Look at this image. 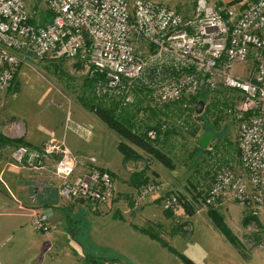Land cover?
Here are the masks:
<instances>
[{
    "label": "built area",
    "instance_id": "built-area-1",
    "mask_svg": "<svg viewBox=\"0 0 264 264\" xmlns=\"http://www.w3.org/2000/svg\"><path fill=\"white\" fill-rule=\"evenodd\" d=\"M40 1L50 18L36 15L25 0H0V93L10 89L24 64L46 59L77 63L97 80L96 97L122 107L141 98L163 108L222 88L233 91L239 169L234 163L214 165L202 204L235 203L253 217H264V0H251L242 11L196 0L189 14L160 0ZM52 155L58 160L51 174L65 204L107 205L115 198L109 172L75 175L78 159L65 140L11 149L17 167L40 174L48 171ZM164 190L152 181L139 196ZM167 192L160 198L162 209L174 211L180 196ZM32 217L36 232L50 233L46 213L35 211Z\"/></svg>",
    "mask_w": 264,
    "mask_h": 264
},
{
    "label": "rangeland",
    "instance_id": "rangeland-1",
    "mask_svg": "<svg viewBox=\"0 0 264 264\" xmlns=\"http://www.w3.org/2000/svg\"><path fill=\"white\" fill-rule=\"evenodd\" d=\"M25 1L32 12H36V15L44 13L43 17L45 19L50 18V14L47 13V7L40 0ZM188 5L190 6V4ZM35 6L36 9L34 8ZM182 7L185 6L183 5ZM192 8H180L176 10L184 14H189L191 12L185 13L184 11L192 10ZM19 71L10 89L5 93H0V122L4 121L7 123L5 131L10 136L9 143L0 149L4 150L9 148L7 152L10 153V157L11 149L24 143V137H21L26 136L24 133L26 132L25 128L28 121L34 119L37 125L36 120L43 119L44 117L51 118L52 120L57 119L62 125L64 121V128L61 125L57 127L60 133L63 130V132L66 131L78 137L79 133L87 134L89 133L88 130H92L91 132L93 134L91 136L94 137L95 145L92 146L93 152L90 153L91 155H87L88 157H83L85 156L83 153H81L82 155L80 153L77 154L66 143L67 147L78 159L77 170L75 172L77 176L88 174L89 171L95 169L101 170L98 165H100V162L102 164H108L107 156L109 155L112 158V152L115 155V161H112L116 166L121 168L122 161L120 159L124 156L119 149L121 143H125L134 151L145 153L144 149L140 148L139 145L133 144L126 137L122 138L120 132L113 131L102 119L100 113L96 110L99 106L110 110L109 108L112 106V103L109 102L110 100L96 97L94 89L97 80L87 75L77 63L46 59L34 63H26L20 67ZM204 96L203 99H197L196 103L193 99H183L163 108L152 107L145 101L141 104L137 98L128 107H118V109L123 111V114H119V112H116L117 114L115 113L126 129L133 132L143 134L145 131L151 130L156 133L157 128H159L161 135H158L159 132H157L154 139L159 137L158 140L165 145L164 147L161 145V148L173 151L174 156L172 162L175 165V170L168 169L169 171L165 172L164 175L165 180L154 179L147 182L156 181L165 187V192L163 191L161 194H155L150 197L158 196V198H161L165 193H168L167 191L177 193L181 198V204L178 209L165 211L162 209L161 201L159 202V206H161L162 211L171 212L173 217L176 215L175 220L178 221L180 227H183L181 230H188L185 234L190 233V235L193 234L195 227L203 225L198 220H202L204 224H210L214 227L212 219L208 214V209L202 204L212 181L214 166H210L209 164L212 156L217 157L224 165L234 163L237 168L239 167L240 158L238 149L239 131L234 118L236 93L222 88L215 92L205 93ZM200 101L204 102V111L201 115H198L196 107ZM87 103L95 105L96 108L89 110L86 107ZM207 110L210 111L207 113ZM204 113L205 115L207 114L205 121L201 119ZM212 125L216 126V132L219 138L212 140L210 154L195 152L198 147V142L206 130L214 128ZM166 133L171 134L166 136ZM52 139L42 144L39 148H43ZM54 140L60 141L62 139ZM81 141L88 146L90 140L87 137ZM73 143L75 144L73 146L75 150L81 149L80 145L82 146V143L80 144L78 140ZM31 148L34 149V147ZM6 156L9 158V154H6ZM57 160L58 156L52 155L49 163L51 167L54 166L52 169H49L50 171L54 170ZM155 160H147L150 162L148 164V168H151L149 169L150 171H155L156 168V170L161 169L160 166H162V163L157 161V159ZM12 163L14 164L13 161ZM85 164H90L92 168H87L85 172L79 173V169L81 170V167H84ZM138 164L139 162L135 163L136 167H138ZM145 164L143 162V165ZM46 174L47 172L42 173V175ZM48 175H50L52 180L55 179L57 181L55 175ZM57 183L59 184L58 181ZM147 183L142 185L136 184L133 187L123 186L122 184L119 187L120 193L122 194L126 188H131L132 196L135 194L138 201L145 200L150 197L143 198L139 196V190ZM57 191L59 195V190L57 189ZM117 200L123 199L116 198L113 201ZM112 202L109 204H112ZM62 203L64 205L63 201ZM25 209L24 211L28 212V216L31 219V225L32 216L35 211L46 213L48 216L51 230L47 234V237H50L48 241L50 247H52V251L45 252V258L48 260V263L50 261L51 264H61L62 262L72 263L75 261L73 249L67 252L63 251V253L66 252L69 254L63 256L60 249L54 246L53 239L56 238V235L53 232L58 225L51 221V215L48 212L40 211L36 207H28ZM215 209L222 215V223L225 227L240 242V252H242L244 258L249 257L247 260H251L252 264V259H259V264H264V217H253L235 203H229ZM216 231L218 230L216 229ZM253 252H256L258 256L254 257L252 255ZM77 258L79 257L77 256ZM82 261L84 264L85 259L82 258ZM94 264L98 263L94 262Z\"/></svg>",
    "mask_w": 264,
    "mask_h": 264
},
{
    "label": "crops",
    "instance_id": "crops-1",
    "mask_svg": "<svg viewBox=\"0 0 264 264\" xmlns=\"http://www.w3.org/2000/svg\"><path fill=\"white\" fill-rule=\"evenodd\" d=\"M160 1L174 9L194 8L196 3V0ZM208 1L218 6L235 3L233 6L242 11L251 0ZM183 5L185 7H182ZM192 10L184 12L189 13ZM34 121V119L28 121L24 133L26 136L21 137H24V145L39 148L53 138L65 140L77 154L83 153L85 155L83 157L91 155L90 153L93 152L92 146L95 145V142L94 137L91 136L92 130H88L87 134L79 133L80 137H76L72 133L63 132V130L60 133L57 130L59 125L64 128V121L63 125L57 119L52 120L48 117L36 120L37 125ZM6 125V122H0L1 149L10 140L9 134L5 131ZM87 137L90 141L83 142H88V146L81 141ZM77 140L80 144L82 143L80 150H75L73 147L75 146L73 142H77ZM155 148L173 159L172 150L161 149V147L158 149L157 146ZM1 149L0 264H51L45 258V252L52 251L48 241L50 237L33 229L28 212L24 211L28 207H36L51 215V221L58 225L53 232L56 235V238L53 239L54 246L60 249L63 256L69 255L66 252L73 249L75 260L72 262L73 264H83L82 258L85 259L86 264H94V262L98 264H184L161 241L143 233L142 228L153 230L156 237H159L167 243L168 247L185 256L193 264H252L251 260H247L249 257L244 258L240 252V246L230 243L214 227L204 224L202 220L198 221L203 225L195 227L193 234H185L188 230H181L183 227H180L178 221L175 220L176 215L173 217V214L161 210L158 196L138 201L135 194L132 196L131 188H126L122 194L120 193L119 187L122 184L133 187L154 179L165 180V172L170 169L168 170L167 167L166 169L161 164L163 166H160L161 169L156 170V168L155 171H150L151 168H148L150 162L147 160H155V158L153 154L145 150V153L133 150L139 157L137 161H124L123 156L120 159L122 161L121 168L113 162L115 161L114 152H112V158L107 156L108 164L100 162L98 165L101 170L109 172L114 178V199L123 200L113 201L108 206L92 202L67 206L65 203L63 205L58 195L59 184L48 175L51 174L49 169H52L54 165L51 167L48 162L46 175L20 169L12 163L10 153L7 152L9 148ZM2 152L4 153L2 154ZM6 154H9V158ZM136 162H139L138 167L135 165ZM143 162L146 164L143 165ZM87 168H92V166L85 164L81 170L79 169V173L85 172ZM167 175L171 177L170 174L167 173ZM72 222L73 224H71ZM63 251L66 252L63 253ZM252 255L258 256L256 252H253ZM252 261L253 264H259V259H252ZM72 263L62 262L61 264Z\"/></svg>",
    "mask_w": 264,
    "mask_h": 264
},
{
    "label": "trees",
    "instance_id": "trees-1",
    "mask_svg": "<svg viewBox=\"0 0 264 264\" xmlns=\"http://www.w3.org/2000/svg\"><path fill=\"white\" fill-rule=\"evenodd\" d=\"M235 3H231L229 4L230 6L234 5ZM36 9V6L34 7ZM19 70L14 78V81L16 79V77L19 74ZM13 81V83H14ZM12 83V85H13ZM143 94V93H142ZM205 93H202L199 97L194 98L193 100L197 101V99H203L205 96ZM208 95V94H207ZM98 98V97H97ZM141 104L144 103V101L140 98L139 99ZM110 103H112V106L108 109H104L102 107L99 106V108L96 110L98 113H100V116L102 117V119L108 124V126L115 132H120V136L126 137L128 140L132 141L133 144L139 145L140 148L144 149L146 152L153 154L154 158L157 159V161H159L160 163H162L165 167H167L170 170H174L175 169V165L173 164V160L170 159L169 157L165 156L164 154H162V152L160 150H156L155 146L158 147V149H160L161 145L164 147L165 145L163 143H161L157 137L156 139H151L149 137V133L152 132L151 130H147L145 131L143 134H140L139 132H133L131 130L126 129V127L124 126V124L122 122H120V118L117 117L115 115L116 112H119V114H123V111L121 109H118V107L120 106L118 102L116 101H109ZM86 107L89 110H93V108H96L95 105L93 104H86ZM122 107V106H121ZM210 110H207L206 112L208 113ZM117 114V113H116ZM207 114L202 115L201 119L203 121L206 120ZM207 124V122H206ZM218 124V123H217ZM209 126V125H208ZM214 128L206 130V132L203 134V136L209 132V131H213L217 134V130H216V126L212 125ZM159 132L158 135H161L159 128H157L156 133ZM171 133H166L165 135H169ZM195 134V133H194ZM219 135L217 134V137L215 139H218ZM214 139V140H215ZM200 141V140H199ZM24 145V144H23ZM212 147V146H210ZM119 149L121 150L122 154L124 155L125 161L128 160H133V161H137L139 160V157L136 155V153L125 143H121V145L119 146ZM162 149V148H161ZM210 149H203L199 146V142H198V147L196 148L197 153H209ZM240 155V154H239ZM214 160V161H212ZM221 164L222 163L219 161V159L217 157H213L211 159V162L209 163L210 166H214L216 164ZM228 164V163H227ZM230 164V163H229ZM214 167H213V176H212V181H211V185L213 183V179H214ZM148 181H146L147 183ZM209 187V188H210ZM114 200V199H113ZM112 200V201H113ZM160 200V198H159ZM111 201V202H112ZM181 201V198H180ZM110 202V203H111ZM109 204V203H108ZM208 214L210 215V218L212 219V223L214 225V227L221 233L223 234L230 243L239 246L240 242L238 241V239L234 236V234L228 230V228L225 227V225L222 223V215L219 214V212L217 211V209L212 208V207H208ZM171 215L172 213L169 212ZM142 232L148 234L150 237L161 241L172 253L176 254L180 260L184 263V264H193L190 260H188L185 256L181 255L180 253L176 252V250H174L173 248L168 247V245H166L167 243H165L164 241H162L159 237H156L153 234V230H151L150 228H142Z\"/></svg>",
    "mask_w": 264,
    "mask_h": 264
},
{
    "label": "water",
    "instance_id": "water-1",
    "mask_svg": "<svg viewBox=\"0 0 264 264\" xmlns=\"http://www.w3.org/2000/svg\"><path fill=\"white\" fill-rule=\"evenodd\" d=\"M204 111V102L200 101L196 107V112L201 115ZM217 137V134L213 131L207 132L199 141V146L203 149H208L212 143V140Z\"/></svg>",
    "mask_w": 264,
    "mask_h": 264
}]
</instances>
